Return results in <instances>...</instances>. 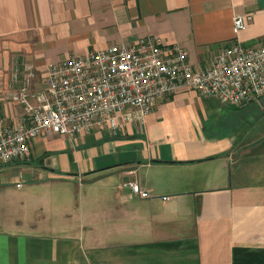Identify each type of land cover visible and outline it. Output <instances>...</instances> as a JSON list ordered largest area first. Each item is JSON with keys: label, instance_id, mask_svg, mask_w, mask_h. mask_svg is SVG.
<instances>
[{"label": "crops", "instance_id": "1", "mask_svg": "<svg viewBox=\"0 0 264 264\" xmlns=\"http://www.w3.org/2000/svg\"><path fill=\"white\" fill-rule=\"evenodd\" d=\"M235 15H249L244 29ZM142 37L178 44L203 67L229 42L262 43L264 9L258 0H0V113L17 115L8 94L24 70L40 89L48 65ZM263 113L180 88L114 134L35 136L24 158L0 163V264H264V120L254 123Z\"/></svg>", "mask_w": 264, "mask_h": 264}, {"label": "built area", "instance_id": "2", "mask_svg": "<svg viewBox=\"0 0 264 264\" xmlns=\"http://www.w3.org/2000/svg\"><path fill=\"white\" fill-rule=\"evenodd\" d=\"M249 19L235 15L234 29H244ZM30 75L24 70L20 86L8 95L19 106L15 118L7 120L0 113V163L24 158L37 135L74 136L90 127L114 134L126 123H141L155 103L180 88L213 96L222 105L258 104L264 96V41L229 42L203 67H192L178 44L142 37L48 65L40 89H29ZM123 184L147 195L136 180Z\"/></svg>", "mask_w": 264, "mask_h": 264}, {"label": "rangeland", "instance_id": "3", "mask_svg": "<svg viewBox=\"0 0 264 264\" xmlns=\"http://www.w3.org/2000/svg\"><path fill=\"white\" fill-rule=\"evenodd\" d=\"M0 62H2V58H0ZM13 64H14V61H13V59H12V56H9L8 57V59H7V68H6V71H5V74H6V78H7V80H8V82H9V77H10V73L12 72V70H13ZM3 77V76H2ZM6 78H3V80L4 79H6ZM9 95V94H8ZM5 96H7V93H5ZM257 116H258V118L257 117H254V119L252 118V119H250L251 121L253 120H255L256 118V120H255V122L254 123H257V120L259 121V120H264V113L260 116L259 114H257Z\"/></svg>", "mask_w": 264, "mask_h": 264}, {"label": "water", "instance_id": "4", "mask_svg": "<svg viewBox=\"0 0 264 264\" xmlns=\"http://www.w3.org/2000/svg\"><path fill=\"white\" fill-rule=\"evenodd\" d=\"M260 6L262 7V9H264V0H258ZM260 105H264V96H262L259 100Z\"/></svg>", "mask_w": 264, "mask_h": 264}]
</instances>
